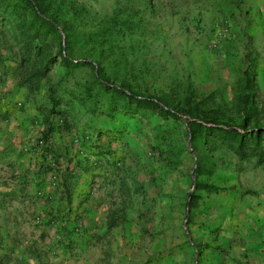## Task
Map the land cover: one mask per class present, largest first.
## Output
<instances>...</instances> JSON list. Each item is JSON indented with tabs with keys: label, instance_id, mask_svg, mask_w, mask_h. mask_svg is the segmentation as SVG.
<instances>
[{
	"label": "rangeland",
	"instance_id": "374dc122",
	"mask_svg": "<svg viewBox=\"0 0 264 264\" xmlns=\"http://www.w3.org/2000/svg\"><path fill=\"white\" fill-rule=\"evenodd\" d=\"M63 7L70 52L92 66L56 65L31 95L17 86V47L0 23V264H239L236 212L262 165L213 137L194 149L185 116L164 122L134 107L108 113L93 74L143 96L173 91L181 100L192 87L197 102L237 126L252 53L264 126V0H65ZM84 85L93 99L80 94ZM50 94L61 98L66 121L52 117L48 128L38 108L49 106ZM52 146L58 161L40 156ZM204 154L214 173L198 182L216 192L193 179ZM67 176L76 177L71 207L61 187Z\"/></svg>",
	"mask_w": 264,
	"mask_h": 264
},
{
	"label": "trees",
	"instance_id": "16d2710c",
	"mask_svg": "<svg viewBox=\"0 0 264 264\" xmlns=\"http://www.w3.org/2000/svg\"><path fill=\"white\" fill-rule=\"evenodd\" d=\"M64 1L0 0V23L10 27L12 43L17 47L19 56L18 67L23 70L21 73L23 80L15 78L18 81L17 86L26 88L28 95L39 92L41 82L56 65L66 71L92 66V62L79 61L70 52L69 39L73 27L71 19L66 17ZM52 48H56L55 54H52ZM248 61L241 81V94L237 106L241 118L237 126L228 123L219 109H212L202 102H197L193 97L195 91L192 87L188 88L191 94L189 92L188 97L181 100V96L173 91L162 96H143L138 95L129 84H124L121 88L114 87L105 77L100 82L99 71L93 74L95 83L102 87V93H97V101L106 106L110 114L119 109L126 111L134 107L135 110L157 114L160 121L164 122L177 121L185 116L187 132L190 134V142L194 149L198 143L204 144L208 137L217 138L238 158H255L258 167L264 164V126L257 124L258 112L255 104L257 63L252 53L248 55ZM80 94L84 95L85 99H93L92 85H84ZM61 102V98L50 94L49 106L38 108L39 115L48 128L51 127L52 117L58 116L63 122L66 121L65 111L59 108ZM6 114L7 112H4L2 117L5 118ZM158 125L161 131L165 129L161 122ZM48 155L52 156L53 161H58L55 146L44 150L41 148L40 156L44 160ZM213 170V163L208 155L197 156L193 174L197 189L216 192L212 186L198 182L199 177L212 176ZM75 179L76 177L67 176L61 181L62 193L68 207H71L73 202L72 189L76 184ZM194 198L192 195V202ZM70 210L71 208L68 209Z\"/></svg>",
	"mask_w": 264,
	"mask_h": 264
},
{
	"label": "crops",
	"instance_id": "0c3cea01",
	"mask_svg": "<svg viewBox=\"0 0 264 264\" xmlns=\"http://www.w3.org/2000/svg\"><path fill=\"white\" fill-rule=\"evenodd\" d=\"M250 189L236 212L234 251L239 264H264V165L254 172Z\"/></svg>",
	"mask_w": 264,
	"mask_h": 264
}]
</instances>
